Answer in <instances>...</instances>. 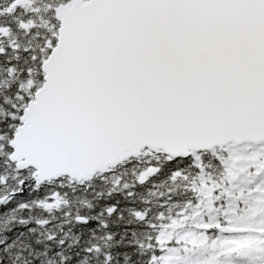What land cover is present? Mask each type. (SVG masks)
Returning a JSON list of instances; mask_svg holds the SVG:
<instances>
[{"label":"snow or ice","instance_id":"1","mask_svg":"<svg viewBox=\"0 0 264 264\" xmlns=\"http://www.w3.org/2000/svg\"><path fill=\"white\" fill-rule=\"evenodd\" d=\"M0 264H264V0H0Z\"/></svg>","mask_w":264,"mask_h":264}]
</instances>
